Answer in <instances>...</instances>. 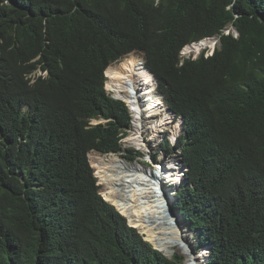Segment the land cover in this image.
Returning <instances> with one entry per match:
<instances>
[{"label":"trees","instance_id":"1","mask_svg":"<svg viewBox=\"0 0 264 264\" xmlns=\"http://www.w3.org/2000/svg\"><path fill=\"white\" fill-rule=\"evenodd\" d=\"M215 35L212 55L181 56ZM134 50L185 118L174 205L196 246L264 264V0H0V264L183 263L104 198L89 160L124 161L110 153L131 115L105 74Z\"/></svg>","mask_w":264,"mask_h":264},{"label":"bare ground","instance_id":"2","mask_svg":"<svg viewBox=\"0 0 264 264\" xmlns=\"http://www.w3.org/2000/svg\"><path fill=\"white\" fill-rule=\"evenodd\" d=\"M218 42L219 41L216 37H210L200 42L186 45L181 52L185 55L193 52L200 53L206 47H213ZM134 52L135 51H132L128 53V55H126V57L120 64L122 65L121 67L119 64H117L118 62L111 63L108 66V74L106 72V75L109 79L107 78L106 80V87L108 83L109 86L117 92V97L123 99L124 101H128L129 103H133V108L136 111L138 110L139 113H142V119L145 121L146 118L151 119L158 113V107L161 106V102H155L154 99L156 100L160 95L156 89V78L150 73L147 68H145L144 65L143 66L146 72H148L150 75L147 74L149 77L145 78L144 83H146V86L140 87V83L138 82V80H136V77L142 79L141 73L139 71L142 61L139 60V56H133L134 54H131ZM112 65L113 69L109 73V68ZM115 85H119L121 87H115ZM110 92H113V94L115 95V92L113 90H110ZM130 93L135 96L131 95ZM142 97H144L145 100L141 102L140 98ZM134 101H138V103H135ZM164 119H167V116H165ZM178 121L179 125H177L176 128V132L178 133L173 136V139H175L183 130V116H181ZM138 125L139 124L135 126L134 131H132L131 135L128 136L127 140L133 142L134 144L138 143L141 149H143L144 151H148V144L139 140L142 134L145 132L144 124L141 123V126L139 125L140 127ZM156 128H158V124L155 125L154 131H160V129ZM113 154L115 155V153ZM112 162L113 161L109 162V160H106L95 166L102 182L105 184V193L112 196L113 202L124 215H127L129 217L132 225H137L143 230H150L152 225L155 228L154 237L156 238L155 240L158 243L165 247H176L179 245L181 247V243L184 241V233L181 229L180 224L175 226V224L173 223L174 220H179L178 216L172 211H166V206H168V196L166 194V191H164L162 188L163 181L161 179L162 177H164V179H166L167 181L169 179H172L174 181V184L177 183V185H179L178 182L180 179V175L183 172V168L177 158H173L170 160L160 159L158 163H155V168H152L151 171L149 168H146L147 166L142 167L140 164V166H134V162L128 163L125 160L116 161L113 163ZM164 167H169L170 171H164ZM172 171H176L178 175L176 174L166 178V172ZM145 172H147L148 175L150 173L151 177L153 176L156 182L153 181L152 178H149V176H147ZM156 172L160 173L158 177H156L154 174ZM160 187L162 189H160ZM161 191L163 192L165 198V200H163L164 204L160 202L162 197L159 193H161ZM155 220L158 222H154ZM199 248L200 249L198 254H193L191 255L192 257L189 258L190 264L193 261L205 264L208 260V257L207 260L205 259V253H207L209 250L207 251L205 246H201Z\"/></svg>","mask_w":264,"mask_h":264},{"label":"rangeland","instance_id":"3","mask_svg":"<svg viewBox=\"0 0 264 264\" xmlns=\"http://www.w3.org/2000/svg\"><path fill=\"white\" fill-rule=\"evenodd\" d=\"M232 27L233 26L230 25L229 28H226L225 30H232L233 31L234 29ZM219 45H220V42H218L213 47H216V46L219 47ZM213 47H210V48L212 49ZM133 54H134L133 56H139L138 57V58H140L139 60L142 61L141 68L139 70L140 73H141L142 79H139V78L136 77V80H138V82L140 83V87H144V86H146L145 85L146 83H144L145 82V78L149 77L148 75H150L148 72H146V70H145V68L143 66L144 63H145V53L142 52V51H138L137 50ZM199 55H200V53H195V52L187 54V55H185V54H183L181 52V56L183 58H185V57L195 58V57H198ZM125 57H126V55L124 57H122L121 60H119L120 62L117 61L118 62L117 64L120 65ZM113 65L109 68V73L112 71ZM121 66L122 65H120V67ZM106 78H108V77L106 76ZM107 87H106V89L111 95H113V93L110 92V90H113L115 92V95L118 96L117 92L113 88H111L108 83H107ZM115 87H121V86L115 85ZM157 100L161 101V104H160L161 106L158 107V109H159L158 113H157L158 116H157V118L156 117H152L151 119H146L144 121L143 124H144V131L145 132L143 131L144 133L142 134V136L139 139V140H141L143 142H146V144H148V151H144L143 149H141L140 145L138 143L134 144L133 142L127 140L128 136L131 135L132 131H134V129H135V126H137V124H138V122L136 120L133 121V119H132L131 127H130V129H128V133L124 136L125 139H122L124 151L121 154H116L115 153V155L118 156V157H119V155L125 157V158H121V159L130 161V162H134V164H133L134 166H138L140 164L142 167H144V166L146 167L145 161H148V160H151V159H154V158L159 159V158L163 157V155L166 152V150L164 149L163 146H166V144H164V143H167V141L169 142L170 150H169L168 153L166 152V157L167 158L169 157L168 158L169 160L174 158V157H176L178 160L181 159V155H180L181 147H176L175 149H173L174 139H172V141H173L172 142V141L169 140L167 135L165 136L163 134L164 130H166L168 128L169 129L172 128V131H170V132H172L171 135L172 134L173 135L171 137L176 135L178 133V132H176V128H177V125H179V121L175 120L174 116L172 114H170L169 112H165L166 105L162 102L163 101V97L162 96H159ZM146 113H147V111H146ZM165 116H167V119H164ZM93 121L95 123H97V122H101V121L103 122L104 120L98 118V119H94ZM167 121H170V124H168V125L167 124H163V123H165ZM157 124H158V128H156V129H160V132L159 131H157V132L154 131L155 130L154 127ZM161 124H163V125H161ZM95 153H98V152H95ZM111 155L113 156L114 154L112 153ZM113 157H115V156H113ZM118 157H116V158H118ZM89 160H90V163H91L92 167L94 168V173L97 176L98 184L100 185V192L102 193V195H103V193L107 194L104 191L105 184L102 182V180L100 178V175H99V173L97 171V168L93 165V163L91 162L90 158H89ZM175 164H176V162H175ZM130 165H132V164H130ZM146 168H148V167H146ZM153 168H155V167H153ZM174 168H176V167H174ZM165 170L166 171H170L169 167H164V171ZM176 171L166 172V178L171 177L173 175H176L177 174ZM174 172H175V174H174ZM145 174L148 176L147 172H145ZM162 174H163V172H162ZM168 175H170V176H168ZM149 178H152V177L149 176ZM175 179H179V178H175ZM148 180H151V179H148ZM182 183L181 184L179 183V185L176 184L173 188H169L168 193H169V195L171 197H170V201H168V204H169L168 205V209H169L170 212L172 211L173 213H175L178 216V218H179V220H176V221L174 220L173 223L175 224V226H177L179 224L181 225V229L183 230V233H184V241L181 243V247H183V248H181L180 245L176 246V247H165V246L161 245L160 243H158L155 240L156 239L154 237L155 228L152 225H151V229L150 230H143L139 226H137V225H135V226L140 230V232L144 235V237L147 240H149L148 239L149 237L151 238L150 240L153 241V242L152 241L151 242L154 244V246H156L159 249L162 248L161 251L164 252L167 256L172 257L174 254H180V255L183 256V263L182 264H190L189 263V258H191L192 257L191 255H193V254H198L200 248L198 246H196L197 239H198V230L197 229H192L190 227L189 220H186L183 217V215L180 213L179 209L174 205V203L176 202V199H177L176 190H178L181 187ZM162 188H163V186H162ZM162 188L160 187V189H162ZM170 190H173V192L172 191L170 192ZM159 194L162 197L160 202L164 204V201H163V200H165L164 194H163L162 191ZM171 206H172V208H171ZM116 208L120 211V209L117 206H116ZM125 216L127 217L128 221L131 223V220L129 219V217L127 215H125ZM178 221H180L181 223L178 222ZM154 222H158V221L155 220ZM172 234H173V231H172ZM206 250L208 251L209 248L206 247ZM205 254H206L205 255V259L207 260V257L209 258V252H207ZM191 264H201V262L193 261ZM205 264H207V261H206Z\"/></svg>","mask_w":264,"mask_h":264},{"label":"clouds","instance_id":"4","mask_svg":"<svg viewBox=\"0 0 264 264\" xmlns=\"http://www.w3.org/2000/svg\"><path fill=\"white\" fill-rule=\"evenodd\" d=\"M226 31H230V32H232L233 34L234 33H236V32H234V31H232V30H225V32ZM229 32V33H230ZM238 35V34H237ZM219 36V37H218ZM213 37H216L217 39H218V41L220 42V35H215V36H213ZM207 38H210V37H207ZM197 42H200V41H197ZM188 45V44H187ZM185 47V46H184ZM217 48V46L216 47H213L211 50H215ZM207 50V51H206ZM210 50V48H205L202 52H200V55L202 54V53H204L205 55H206V53L207 52H209V51H211ZM135 51H137V50H135ZM199 55V56H200ZM195 58H197V57H195ZM122 59V58H121ZM121 59H119V60H121ZM119 60H117V61H119ZM117 61H115V62H117ZM114 63V62H113ZM144 66H145V63H144ZM145 68H147L146 66H145ZM148 69V68H147ZM149 70V69H148ZM150 71V70H149ZM152 72V71H151ZM14 72L13 71H11L10 72V75H9V79L7 80V87H9L8 88V90L5 92V93H3V95L4 96H8L9 94H11L12 92H13V90H14V86H15V82H14ZM48 74V71L47 70H44V69H42V68H40L39 66L32 72V73H28V74H26V77L28 78V79H30V82H34L35 81V79L38 77V76H42V77H45L46 75ZM152 74L154 75V77L156 78V89H157V91L159 92V95L160 96H162L163 97V103L166 105V109H165V112H169L170 114H172L173 116H174V119L175 120H177L178 121V119L181 117V115H177L176 113H174V112H172V111H170L169 109H168V106H167V104L165 103V101H164V95L162 94V92L159 90V88H158V79H157V77L155 76V74L152 72ZM106 80H107V78H106ZM105 88H106V81H105ZM113 93V92H112ZM138 93H139V91H138ZM110 94V93H109ZM131 94V93H130ZM131 95H133V94H131ZM114 98H116V99H120L119 97H117L116 95H112ZM133 96H135V95H133ZM159 97V96H158ZM158 97H157V99H158ZM155 100L154 99V101L155 102H161L160 100ZM120 100H123V99H120ZM145 100V98L144 97H142V98H140V101L142 102V101H144ZM124 101V100H123ZM126 102V104L128 105V108H129V112H130V115H131V123H132V119H133V121L134 120H136L137 122H138V124L141 126V123H144V120L142 119V113H139V111L137 110H135L134 108H133V103H129L128 101H125ZM135 102V101H134ZM135 103H138V101H136ZM28 106L27 105H25V108H27ZM157 116H158V114L155 116L156 118H157ZM94 119H96V118H93L92 120H91V123L92 124H97V123H99V122H97V123H95L93 120ZM101 119V118H100ZM146 119H149V118H146ZM184 116H183V130L181 131V133L174 139V144H173V149H175L176 148V146H177V144H178V142H179V138H180V136L185 132V128H184ZM102 120H104V119H102ZM105 121V120H104ZM142 121V122H141ZM102 122V121H101ZM163 124H170V121H167V122H165V123H163ZM163 124H161V125H163ZM138 125V126H139ZM139 126V127H140ZM131 127V126H130ZM130 129V128H129ZM170 131H172V128H168V129H166V130H164L163 131V134L166 136L167 135V137L169 138V140L170 141H172V139H173V137H171V133L172 132H170ZM160 132V131H159ZM123 139H125V137H123ZM164 141V140H163ZM173 142V141H172ZM167 143L169 144V142L167 141ZM96 152H98V151H96ZM99 153H101V152H99ZM168 153V152H167ZM172 153V152H171ZM169 158V157H168ZM167 157H166V152H165V154L163 155V157H161V158H159V159H157V158H154V159H151V160H148V161H145V163H146V166L150 169V171H151V169L153 168V167H155V163H158L159 162V160L160 159H163V160H169ZM174 158H176V157H174ZM173 159V158H172ZM178 160V159H177ZM181 160V159H180ZM180 160H178L179 162H180V164H181V166H182V168H183V172H182V174L180 175V179H179V182L178 183H182V182H184L183 180H184V176H185V171H186V167L184 166V164H183V162H182V160L180 161ZM154 162V163H153ZM154 169V168H153ZM149 173V172H148ZM155 174V176L156 177H158V175L160 174V173H154ZM165 175V174H164ZM149 176H151V174L149 173ZM182 176V177H181ZM152 179H153V181H155L156 182V180L153 178V176H152ZM162 179V181H163V190L164 191H166V194H167V196H168V201H170V195H169V193H168V190H169V188H173L177 183H175L174 184V181L172 180V179H169L168 181L166 180V179H164L163 177L161 178ZM183 184V183H182ZM182 186V185H181ZM173 192V190H170V192ZM176 193H177V190H176ZM170 203V202H169ZM169 205V204H168ZM168 207V206H167ZM168 212H169V209H168ZM198 247H201V246H198ZM209 256H210V250H209ZM208 260H209V258H208ZM207 264H209L208 262H207Z\"/></svg>","mask_w":264,"mask_h":264},{"label":"water","instance_id":"5","mask_svg":"<svg viewBox=\"0 0 264 264\" xmlns=\"http://www.w3.org/2000/svg\"><path fill=\"white\" fill-rule=\"evenodd\" d=\"M232 26H233L232 28L234 29L233 31L236 32V33L238 34V30H237V28H236L234 25H232ZM204 39H207V38H204ZM204 39H202V40H204ZM202 40H200V41H202ZM193 43H197V42H193ZM193 43H190V44H193ZM134 51H135V50H134ZM148 176H149V175H148ZM104 198H105V197H104ZM105 199H106V198H105ZM111 203H112V202H111ZM112 204H113V203H112ZM114 205H115V204H114ZM167 208H168V207L166 206V211H168ZM171 208H172V206H171ZM122 214H123V213H122ZM128 222H129V221H128ZM129 224L132 225V223H130V222H129ZM133 226H134V225H133ZM156 248H157V247H156ZM158 249H159V248H158ZM160 250H161V249H160ZM209 250H210V248H209Z\"/></svg>","mask_w":264,"mask_h":264},{"label":"built area","instance_id":"6","mask_svg":"<svg viewBox=\"0 0 264 264\" xmlns=\"http://www.w3.org/2000/svg\"><path fill=\"white\" fill-rule=\"evenodd\" d=\"M230 31H226V33H229ZM234 35H236L237 36V33H234ZM219 37V36H218ZM214 53V51L213 50H211V51H209V52H207L206 53V56H210V55H212Z\"/></svg>","mask_w":264,"mask_h":264}]
</instances>
